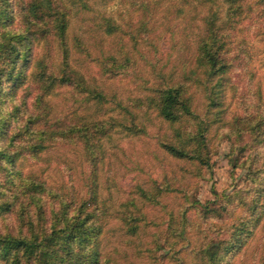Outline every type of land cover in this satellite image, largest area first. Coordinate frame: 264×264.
I'll list each match as a JSON object with an SVG mask.
<instances>
[{"label": "rangeland", "instance_id": "rangeland-1", "mask_svg": "<svg viewBox=\"0 0 264 264\" xmlns=\"http://www.w3.org/2000/svg\"><path fill=\"white\" fill-rule=\"evenodd\" d=\"M197 1L0 0L8 13L0 16V120L14 139L13 159L0 162V235L44 236L60 196L70 214L84 201L82 213L96 209L99 264H264V2L231 10L233 29L221 36L226 69L203 86L192 56L212 7ZM215 5L226 21L228 4ZM14 49L25 59L16 66ZM177 83L193 116L170 124L151 98ZM198 121L209 167L162 147L178 142L174 128L181 138L196 133ZM33 179L46 189L39 210L25 190ZM245 233L248 249L225 251ZM57 239L56 254L44 255L50 241L38 258L77 264L81 241L68 249L66 237ZM27 257L21 264H37Z\"/></svg>", "mask_w": 264, "mask_h": 264}, {"label": "trees", "instance_id": "trees-1", "mask_svg": "<svg viewBox=\"0 0 264 264\" xmlns=\"http://www.w3.org/2000/svg\"><path fill=\"white\" fill-rule=\"evenodd\" d=\"M241 0H225V2L228 4V17L227 20L224 21L222 18L219 20V16L217 11L219 10V6L215 5V0H198L199 4L204 5L205 3H208L210 7H212L211 11L207 10L205 17L202 18L203 21V34L198 39L197 46L194 50L193 56H192V62H193V69L196 70L197 75L202 76V83L203 86H205L204 82H207L209 80V77L213 75V71L215 69H218L219 67H225L226 60L225 58L227 55V52L229 50V45H227L224 49L222 48L223 45V37L221 39V36L225 35L228 36V30H231L233 28H228L226 25L230 22H232L234 16H232V9H235L240 4ZM245 0H242L244 3ZM261 2H264V0H261ZM39 5H42V3H39ZM242 7V3H241ZM36 10L35 5L30 8L29 12L33 13ZM0 16H6L8 17V13L6 9L2 8L0 10ZM5 18V17H4ZM62 20V19H61ZM59 20L60 26L57 27V30L59 31L58 36L62 38V34H64L65 31V21ZM219 20V21H218ZM56 28V27H55ZM59 28V29H58ZM227 29V30H226ZM21 37V36H20ZM65 38V35H63V39ZM20 40V39H19ZM15 53L12 56L11 63L16 66L17 63H21L24 59V55H21V52L18 49H14ZM21 59V60H20ZM113 65V64H112ZM101 66L103 67V62H101ZM226 69L223 68V71ZM193 73V71H192ZM19 72L17 71V74L13 75L11 82L14 83L19 79ZM1 94V89H0ZM99 98L102 97V94L97 95ZM217 95H215L214 90H210L209 98V106H212L214 104L213 99L216 98ZM189 98L186 95V89L184 83H177L176 85H163L160 89H158V94L155 95V97L151 98V101L154 102L156 105V108L158 109V113L163 118H166L169 123H176L178 120H180L184 116H193L192 111L190 110L189 106ZM195 117V116H194ZM197 117V116H196ZM195 117V118H196ZM198 119V117H197ZM259 126L264 127V119L262 117H258ZM255 120V119H254ZM5 119L0 120V138H3L4 141H8L9 143L5 144L4 146H0V162H11L13 159V155L7 150V147L12 143L11 141L14 140L13 137H9L5 133L4 128V122ZM243 125H247L246 127H250L252 125L253 119L249 117H244L242 119ZM3 122V123H2ZM203 121H198V128L196 133H189L184 138H181V134L179 133V130L177 128H174V135L178 138V142L176 144L171 143H164L162 145L163 149L167 154H169L171 157L184 159L186 161H195L200 165H205L206 167H209V156H208V149L206 146V138L203 135V127H201V123ZM2 123V124H1ZM67 129V128H66ZM56 130V131H54ZM50 131L52 135L58 134V129H54ZM69 130V128L67 129ZM72 131V128L70 129ZM62 132V130H61ZM35 134L41 135L39 130L34 131ZM4 165H1L2 167ZM25 190L28 197L30 198V206L33 205V208H36L39 210L41 209V206L38 205V202L41 201V195L43 192H45V186L42 182H39L35 179L33 181H28V183L25 185ZM157 191V193L161 192V188L154 189ZM142 195H145L144 193H141ZM55 193H53V196ZM95 195V194H94ZM156 197L154 196L153 199ZM90 201L91 206L92 204H97V197L93 196L87 199ZM58 206L57 209L53 212V218L54 222L52 226L50 227V231L48 233H45V235H37L34 236V240L28 239L27 237H23L22 235L20 237H13L10 235H0V264H21L22 257L27 255V260H31L34 263L41 264L42 261H45V264H52L51 261L48 259L42 260L43 257L41 255V258L39 259L38 251L41 253L42 251L39 249L44 250V244L47 242L50 245V251L48 253H45L44 255H47V257H51L53 254H56L57 250H55V244L53 241V238L59 237L57 240L65 238L68 239V245L67 248L70 249L73 244V239L77 237L81 243L83 244V247H81L83 252H81V255L76 259L74 258L75 262L77 264H99L100 262V253L96 249V239L98 238L99 234H101V227L98 226V218L99 215L96 214V209H89V211L82 213V209L85 206L87 201H84L80 207L78 208V212L74 214H70L68 209V204L64 201L63 197L59 196V199H57ZM27 207L26 214L31 215V211H29ZM130 215H126V218L123 217V221H128V217ZM131 220L134 219V217L130 218ZM245 225H243L244 227ZM137 231V227H135V233ZM133 232V231H132ZM63 234V236H62ZM41 236V237H40ZM38 237V239H37ZM248 235L245 233L243 235V238L241 241H238L229 244L226 247V252L229 250H237L244 244L247 245L248 249V242L247 239ZM251 240V239H250ZM249 240V241H250ZM57 242V241H56ZM246 248V246H244ZM243 248V249H244ZM206 247L200 249L201 252H205ZM87 254L85 255V253ZM209 254V252H208ZM213 255L209 256L210 260H213L215 256V252L212 253ZM44 263V262H42Z\"/></svg>", "mask_w": 264, "mask_h": 264}]
</instances>
